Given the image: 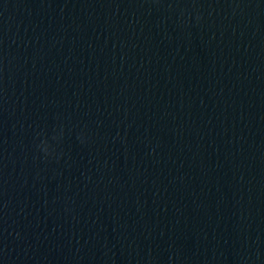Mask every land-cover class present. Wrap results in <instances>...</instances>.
Returning a JSON list of instances; mask_svg holds the SVG:
<instances>
[{
  "label": "water",
  "instance_id": "obj_1",
  "mask_svg": "<svg viewBox=\"0 0 264 264\" xmlns=\"http://www.w3.org/2000/svg\"><path fill=\"white\" fill-rule=\"evenodd\" d=\"M0 264H264V0H0Z\"/></svg>",
  "mask_w": 264,
  "mask_h": 264
},
{
  "label": "clouds",
  "instance_id": "obj_2",
  "mask_svg": "<svg viewBox=\"0 0 264 264\" xmlns=\"http://www.w3.org/2000/svg\"><path fill=\"white\" fill-rule=\"evenodd\" d=\"M42 151V150H41ZM45 154H49V153H47L46 151H43Z\"/></svg>",
  "mask_w": 264,
  "mask_h": 264
}]
</instances>
